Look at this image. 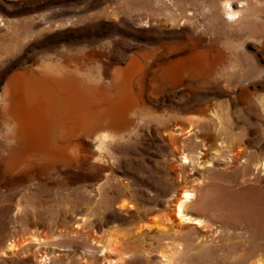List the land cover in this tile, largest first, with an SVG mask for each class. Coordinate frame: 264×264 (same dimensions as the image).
Instances as JSON below:
<instances>
[{
  "label": "bare ground",
  "instance_id": "bare-ground-1",
  "mask_svg": "<svg viewBox=\"0 0 264 264\" xmlns=\"http://www.w3.org/2000/svg\"><path fill=\"white\" fill-rule=\"evenodd\" d=\"M157 1L158 4L166 2ZM229 14L236 16L237 12L231 10ZM203 42L200 43L203 47L187 53L208 62H204L206 66L203 69L195 66V74L191 76L189 85L195 86L196 95L170 106H166L161 93H156L160 84H155L152 91L147 92L148 96L144 92V78L149 65L152 68L157 60L153 58L149 63V54L143 49L138 55L128 57L124 67H115L112 91L104 96L88 89V86L82 87L66 70L47 61L18 69L8 77L0 113L5 126L9 127L11 144L1 156L0 166L7 174L25 176L26 194L34 184L41 183L43 175L58 172L60 167L75 164L79 167L94 166L99 172L108 170L110 159L115 154L111 148L141 134L158 136L165 143L170 140L168 144L173 155L188 151L183 157L185 162L199 165L202 169L198 170L203 178L199 186L204 194L194 201V194L186 191L175 206L176 219L160 218L156 225L150 224L148 216L154 208L137 201L139 188L130 182L119 183L109 171L110 174L105 173V176L98 174L95 182L86 186L67 187L66 191L57 192L54 200L57 202L51 205L49 201V204L55 207L62 205L58 209L56 207L57 214L65 216L60 237L65 239L66 245L61 247H82L84 251L80 254L81 259L68 258L67 261L45 252L41 254L39 264H194L198 261L196 258H193L194 262L191 259L189 263L184 262L188 239L183 227L184 222L193 220H205L217 228L224 253L230 252L229 249L243 252L238 262H227L223 255L218 264H264V115L257 121L240 116L239 120L244 125L240 134L234 132L232 123L221 118V115L228 116V109V114H225L221 108L224 105L209 95L207 86L215 82L219 72L228 74L227 65L218 67L212 41ZM173 62H167L160 68V81H176ZM83 77L80 74V78ZM240 98L249 105L253 97L245 90ZM252 130L259 133L250 137ZM225 154L227 158L221 159ZM179 177L178 174L177 180ZM167 180L170 184L175 182L174 178L167 177ZM153 193L148 202L159 198L158 193ZM23 201L24 196L20 195L14 208L18 210L15 217L20 220L24 219L20 210ZM49 204L45 206L49 207ZM192 204L197 206L193 212L198 215L196 218L188 213ZM117 205L124 212L113 213V207ZM71 212L74 224L66 215ZM121 225L125 228H117ZM11 238V232L7 231L4 240ZM23 239H18L17 244L15 241L10 243L11 250L24 248L26 238ZM154 241H166L169 246L158 253L161 259L157 262L151 249ZM140 248L141 257H135ZM8 250L9 246L1 249L0 257H9ZM207 253L214 254L210 250Z\"/></svg>",
  "mask_w": 264,
  "mask_h": 264
},
{
  "label": "rangeland",
  "instance_id": "rangeland-1",
  "mask_svg": "<svg viewBox=\"0 0 264 264\" xmlns=\"http://www.w3.org/2000/svg\"><path fill=\"white\" fill-rule=\"evenodd\" d=\"M165 1L158 4L157 0H0V109L3 88L8 77L18 69L34 67L38 61H47L66 70L82 87L88 86V89L104 96L112 91L115 67H124L125 60H129L131 55H138L142 49L149 54V63L153 58L157 60L152 68L149 65V75L144 78V92H151L155 84H160L156 93H161L166 106L182 103V99L196 95L195 86L189 85L191 76L195 74V66L203 69L208 63L201 57L187 55L189 50L203 47L200 44L203 40V44L212 41V49L216 52L215 63L218 67L227 65L228 71V74L219 72L215 82L207 86L209 95L218 104L224 105L221 108L225 109H222L225 114H228V109V116L224 117L221 112V118L232 123L234 132L240 134L244 127L240 116L257 121L258 117L264 115V0ZM231 10L237 15H230ZM180 56L184 57L179 60ZM198 59L203 61L198 64ZM167 62L176 65V69L172 68L177 78L176 81H165V84L160 81L159 70ZM80 74L85 78H80ZM245 90L253 97L249 105L240 98ZM1 116L0 113V160L11 144L9 127L5 126ZM251 132L254 135L250 133V137L259 133L255 130ZM137 136L111 148L115 154L110 159L108 170L99 172L94 166L79 167L75 164L60 167L58 172L43 175L41 183L27 189V194L23 185L25 176L7 174L0 166V250L9 246V257H0V264H39L41 254L45 252L60 256L64 261L68 258L81 259L82 247H61L66 245L65 239L60 237L65 216L57 214V209L62 205L57 204V209L51 205L57 202L54 200L60 191L93 183L100 173L105 176L110 172L119 183L130 182L139 188L137 201L154 208V212L148 215L151 225H156L160 218L175 220V206L186 191L194 194V201L204 194L199 186L203 178L198 170L202 169L199 165L185 162L183 158L188 151L173 155L168 144L170 140L165 143L158 136ZM222 158L226 159V154ZM177 173L180 180L176 178ZM166 175L169 179L174 178L175 182L170 184ZM153 192L158 193L159 198L148 202ZM20 195L24 196L20 208L23 220L15 217L18 210L14 209ZM47 204L49 207L45 206ZM192 205L188 213L196 218L198 215L193 212L197 206ZM114 212L124 210L117 205L113 207ZM39 213L44 215L40 217ZM68 214V220L74 224L73 213ZM76 227L77 224L74 225ZM183 227L188 239L184 262L189 263V259L193 261L196 258L199 262L193 261L194 264H218L223 255L230 263L241 259V251L229 249L230 252H223L225 249L217 228L205 220L184 222ZM117 228L125 227L121 225ZM6 230L11 232L12 240H4ZM20 238H26V248L12 251L10 243L15 241L17 244ZM129 246L135 247L134 244ZM167 248L166 241L152 243L156 262L161 259L158 253ZM140 250L136 251L135 257H141ZM207 250L214 254L208 255Z\"/></svg>",
  "mask_w": 264,
  "mask_h": 264
}]
</instances>
